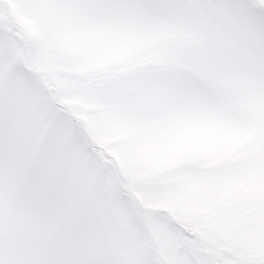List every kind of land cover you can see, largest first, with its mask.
<instances>
[{"label":"snow or ice","instance_id":"obj_1","mask_svg":"<svg viewBox=\"0 0 264 264\" xmlns=\"http://www.w3.org/2000/svg\"><path fill=\"white\" fill-rule=\"evenodd\" d=\"M39 6L55 42L65 21L84 45L152 42L148 68L159 76L139 78L124 97L117 145L58 96L38 97L25 69L30 45L0 38V264H264V0ZM177 8L234 14L253 38L251 56L222 32L202 42L166 17ZM169 34L182 37L177 48L163 46ZM191 46L198 55L187 54ZM221 48L250 59L247 92L233 91L239 77L226 67L231 57H217ZM206 56L215 57L209 83L196 78ZM241 107L255 117L243 119Z\"/></svg>","mask_w":264,"mask_h":264},{"label":"rangeland","instance_id":"obj_2","mask_svg":"<svg viewBox=\"0 0 264 264\" xmlns=\"http://www.w3.org/2000/svg\"><path fill=\"white\" fill-rule=\"evenodd\" d=\"M42 0H0V38L15 37L20 45H30V55L25 69L35 85L33 91L40 98L59 97V102L78 122L88 125L101 140L120 144L118 120L125 110L120 93L132 91L139 79L126 80L148 67L156 45L147 42L139 45L146 49L140 60L132 52L116 54L106 61L88 55L82 48L69 54L70 43L66 39L55 42L45 30L46 16L40 4ZM191 32L192 29L188 27ZM182 42L179 34H169L163 46L177 48ZM190 55H198L199 49L191 46ZM184 52L176 59L186 73H193L195 66L184 61ZM208 68L196 73L199 82L213 79L215 57L206 56ZM101 81H120L118 85H104Z\"/></svg>","mask_w":264,"mask_h":264},{"label":"clouds","instance_id":"obj_3","mask_svg":"<svg viewBox=\"0 0 264 264\" xmlns=\"http://www.w3.org/2000/svg\"><path fill=\"white\" fill-rule=\"evenodd\" d=\"M165 15L172 21L180 22L190 27L194 33H197L201 36L202 42L206 43L210 41L215 32H222L233 41L236 50L246 52L248 57H250L252 54L254 43L253 38L247 31L244 24H242L234 14L225 12L221 15H217L215 12L211 11H194L186 10L184 8H177L172 12L166 13ZM44 25L47 32V19L44 21ZM121 30L125 33V36H127L130 31L129 25H122ZM64 39L70 43L69 54H73L77 48H82L88 55L100 58L105 61L113 55L127 52L135 53V58L140 60L143 53L147 51L146 49H142L138 45H135L126 38H117L89 45L81 44L76 39L71 21L64 22ZM216 55L220 58L231 57L226 67L239 77V87L233 88V91L237 92L238 94H243L250 90L253 77V65L250 59L245 58V56L242 55H234L233 49H218ZM143 76L157 78L159 73L150 70L148 67H145L132 76L125 77L123 79L135 80ZM101 83L104 85L109 83L118 85L120 81H101ZM177 87H179V85H177ZM120 95L122 97L120 102L125 105L124 97L131 95V91L124 90L120 93ZM239 114L243 119L246 120H251L255 117V113L242 107L239 110ZM124 143L126 142H121V144ZM125 156L130 166L137 167L140 165V161L136 159L130 148L125 152Z\"/></svg>","mask_w":264,"mask_h":264}]
</instances>
